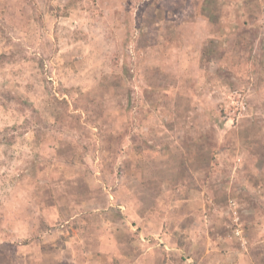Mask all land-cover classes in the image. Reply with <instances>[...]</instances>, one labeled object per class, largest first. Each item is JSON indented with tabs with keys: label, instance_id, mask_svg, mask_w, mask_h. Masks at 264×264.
Returning <instances> with one entry per match:
<instances>
[{
	"label": "rangeland",
	"instance_id": "obj_1",
	"mask_svg": "<svg viewBox=\"0 0 264 264\" xmlns=\"http://www.w3.org/2000/svg\"><path fill=\"white\" fill-rule=\"evenodd\" d=\"M147 1L0 0V264H264V0Z\"/></svg>",
	"mask_w": 264,
	"mask_h": 264
},
{
	"label": "trees",
	"instance_id": "obj_2",
	"mask_svg": "<svg viewBox=\"0 0 264 264\" xmlns=\"http://www.w3.org/2000/svg\"><path fill=\"white\" fill-rule=\"evenodd\" d=\"M151 4H152V2L150 0V1H147V3L144 5L145 10L147 9V12H150L152 9H154V8H152V5ZM144 7H143V10H144ZM143 26H144V24L143 25H140V28L143 27ZM36 132H37V139L38 140L41 139L40 137L42 136V133H46V131L43 130V128H37L36 129ZM11 139H15V136H11V138H8L7 140L8 141H11ZM79 159L81 160V157ZM44 229H45V226L42 227V230H44ZM42 230H39V231H42ZM41 237H42V234L40 232H37V233H35V234H33L31 236H28L25 239H23L22 240V243L24 245H28V244H31V242L36 241L37 239H40Z\"/></svg>",
	"mask_w": 264,
	"mask_h": 264
},
{
	"label": "crops",
	"instance_id": "obj_3",
	"mask_svg": "<svg viewBox=\"0 0 264 264\" xmlns=\"http://www.w3.org/2000/svg\"><path fill=\"white\" fill-rule=\"evenodd\" d=\"M204 3H207V4H210V3H208L207 1L206 2H204ZM158 10L159 11H164V14H163V19H165L166 18V16L168 15V13L170 12V10H171V8H166V7H158ZM156 21H161L160 19H159V14L156 16ZM170 22H169V29L170 30H174V28H172V23L174 22V21H172V20H169ZM172 22V23H171ZM157 23H160V22H157ZM170 30H168V31H170ZM171 32V31H170ZM215 172V171H214ZM209 255V254H208ZM210 256V255H209ZM222 256L223 257H225V258H228L229 256L228 255H225V254H222ZM215 262H214V264H231V262H225V261H221V260H214ZM225 262V263H224ZM210 264H213L211 261L209 262ZM254 264H256V263H254Z\"/></svg>",
	"mask_w": 264,
	"mask_h": 264
},
{
	"label": "built area",
	"instance_id": "obj_4",
	"mask_svg": "<svg viewBox=\"0 0 264 264\" xmlns=\"http://www.w3.org/2000/svg\"><path fill=\"white\" fill-rule=\"evenodd\" d=\"M236 234H237V235H241V230H240V229H237V230H236Z\"/></svg>",
	"mask_w": 264,
	"mask_h": 264
}]
</instances>
